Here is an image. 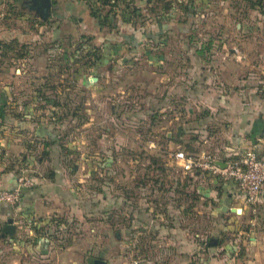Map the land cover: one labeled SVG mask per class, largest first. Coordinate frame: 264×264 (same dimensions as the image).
I'll return each instance as SVG.
<instances>
[{"label":"rangeland","instance_id":"obj_1","mask_svg":"<svg viewBox=\"0 0 264 264\" xmlns=\"http://www.w3.org/2000/svg\"><path fill=\"white\" fill-rule=\"evenodd\" d=\"M165 1L137 0L138 22L154 23L144 29L138 57L127 49L99 65L94 61L98 53L92 52L96 47L91 45L65 44L58 52L42 13L27 1L0 0V41L7 38L9 28L24 33L43 29L41 44L30 35L25 63L0 64V98L4 90L9 92L6 100L12 106L22 94L23 104L34 108L28 115L46 135L43 141L40 135L28 136L25 160L13 151L4 156V164L15 171V182L19 177L33 180L30 190L42 171L52 183L60 175V181L67 180L73 190L75 203L91 212L87 216L84 212L89 229L83 230L69 213L61 218L63 228L33 231L36 240L27 233L24 221L0 220V230L4 225L14 228L12 236L1 238L0 232V264H88L89 259L114 264L115 212L127 218L130 210H137L139 221L146 219L148 224L138 239L126 241L125 264H176L175 254L162 253L167 233L162 234L161 227L173 231L169 234L174 240L177 227L184 231L185 264L226 260L229 256L221 248L239 247L235 237L223 236L217 229L224 223L210 198L215 187L211 176L183 172L170 155L178 151L221 155L215 151L222 143L220 122L213 117L210 102L200 105L201 99H190V94L212 95L220 88L236 94L234 99L252 111L264 106V0ZM158 22H165L166 28H158ZM147 30L158 34L156 43L148 41ZM148 53L163 61L148 63ZM65 56L68 63H60ZM73 73L78 80L71 79ZM241 78L249 82L247 91L242 92L247 87L236 81ZM57 92H62L60 97ZM98 206L99 210L92 209ZM240 223L246 231L247 224ZM65 252L78 254V262L63 258Z\"/></svg>","mask_w":264,"mask_h":264},{"label":"crops","instance_id":"obj_2","mask_svg":"<svg viewBox=\"0 0 264 264\" xmlns=\"http://www.w3.org/2000/svg\"><path fill=\"white\" fill-rule=\"evenodd\" d=\"M25 1L30 4V8L37 11L35 7L38 0ZM49 2V14L43 20V24L49 27L47 35H50V39L57 51L60 52L62 48H65V44H69L72 47L80 44L81 48L91 45L92 48L96 47L94 49H97V55L100 57L99 65L110 59L109 56L112 54H118V52L121 54L126 52L127 49L134 52L133 56L136 55L138 57V49L144 45V29L153 27L154 24L147 20L143 23L138 22L137 11H135L139 6L137 0H109L104 6L98 0H49ZM126 4L129 5L128 14H126ZM96 8L100 10L102 15L111 14L110 26H100L99 21L91 15L92 10ZM164 23L158 22L157 27H164L163 29H165L166 24L164 25ZM23 25H26V23H23ZM22 27L26 29L24 26ZM27 30L29 33L27 31L24 33L20 29L9 28V30H6L7 34L4 37L7 38L1 40L0 44L7 45L11 50L4 52L0 56V64H6L8 61L25 63L27 56L24 49L27 42L31 40L30 35H32V41L41 44L42 27L39 26L37 32ZM147 34H149L147 36L149 42H157L158 34H150L148 30ZM92 51L94 52V50ZM149 55L150 53L146 54L148 63L159 64L163 61V58L156 60ZM68 59L70 60L66 56L61 57L62 62L60 63L67 64ZM72 76L73 78L71 79H79L76 73H73ZM80 78L82 83L84 78L83 76ZM236 81L242 82L240 85L247 87L242 92L247 91L249 86L246 83L249 82L246 79L241 78L240 81L239 79H236ZM176 84L180 85V83ZM178 90H180L179 87ZM67 92L69 91L67 90ZM61 93L57 92L56 94L60 97ZM183 93L185 94V90H183ZM18 95L20 102L17 101L12 106L7 104L10 99L9 92L4 90L0 98V162H2L0 164V190L13 189L17 183L14 179L15 171H10L4 164V156L13 151V153L18 151L19 155L25 154L29 149L27 146L28 136L40 135L39 139L41 141L46 136L43 132V126H38L36 122L32 121L34 116L28 115L34 108L29 109V106L26 107L21 99L23 95ZM235 95L232 96L227 94V92L224 93L220 88H216L212 95L207 93H197L195 95L194 93L192 96L190 94L189 97H191L190 99L199 97L201 99L200 105L210 102L208 107L212 111L215 120L220 122L221 132L219 130V133L221 135L219 134V139H222V143H220V149L215 150L218 154H221L219 158H223L224 155L233 151L246 150L251 144L255 143L258 145L260 157L264 158V106L260 105L256 109L253 108L252 111V108L248 107L247 104L244 105L242 101L234 99L236 98ZM194 102L197 101L195 100ZM32 106L35 107L36 104H32ZM32 129H34V132ZM27 131H31L32 134L26 133ZM41 146L45 148L44 145ZM29 152L32 153L31 150ZM24 154L22 160H25ZM42 173L43 171L41 172V179L36 178L37 183L34 189L25 190V194L15 208L0 206V220L4 221V219L9 217L14 220L24 221L27 233L34 237L33 231L35 232V230L37 233L38 231L42 232V229L49 230L51 227L54 229L63 228L65 223L61 218L72 213V216L76 217L75 219L79 221V226L83 230L85 228L89 229V224L84 219V212L85 216H87V214L91 213L90 209L87 206L84 208L75 203V200L72 199L74 198L73 190L68 186V181H60L59 175L56 177L57 181L52 183L42 177ZM209 180L215 183L210 198L217 204V211H219L223 218L222 223H224L223 226H217V229L223 236L231 235L235 237L233 242H240L239 247L228 245L225 249L221 248V251L226 250L224 256L229 257L226 260H215L212 264H224L225 262L228 264H264V196L257 207L256 214L252 215L250 207L237 198V189L231 181H224L218 177H211ZM134 208L136 209V207ZM145 208L148 211L152 209L147 202H145ZM92 209L99 210L100 208L98 206V208L94 207ZM121 215V212L119 214L115 212L113 240L116 259L113 261L114 264H125L124 255L129 256V253L126 252V241L138 239V235L142 233L143 225L148 224L146 219L142 221L143 224L139 221L141 218L137 210H130L127 218H123ZM160 217L161 221H164V218ZM240 221L247 224L246 231L241 226ZM91 231L94 232L93 229ZM171 232L173 233V231H168V229L161 227V233H167V237L164 238L165 242L162 243L164 247L162 248V253L168 256L175 254L177 258L176 264H185L184 258L188 247L185 233L177 227L174 240L173 236L170 237L169 233ZM34 239L36 240L37 237L35 236ZM100 239L102 238L98 237L97 240L99 241ZM214 250L215 248H212V255L217 256ZM232 254H234L233 257ZM62 256L63 258L75 259V263L78 262L76 259L79 258L78 254L66 252L62 253ZM129 263L127 262V264ZM133 264H137V262H133Z\"/></svg>","mask_w":264,"mask_h":264},{"label":"built area","instance_id":"obj_3","mask_svg":"<svg viewBox=\"0 0 264 264\" xmlns=\"http://www.w3.org/2000/svg\"><path fill=\"white\" fill-rule=\"evenodd\" d=\"M170 157L183 172L191 176L208 173L211 177L231 181L237 189V198L250 207L252 215L256 214L264 196V158L260 157L256 143L246 150L228 153L223 158L205 153L192 156L183 151L175 152ZM16 181L12 190L0 191V204L16 206L23 190L33 186V180L25 177H19Z\"/></svg>","mask_w":264,"mask_h":264},{"label":"trees","instance_id":"obj_4","mask_svg":"<svg viewBox=\"0 0 264 264\" xmlns=\"http://www.w3.org/2000/svg\"><path fill=\"white\" fill-rule=\"evenodd\" d=\"M99 1H101V5L102 6H104V5H106L107 4V2L109 1V0H98V2ZM146 1V3H150L151 1H153V0H145ZM165 1V0H164ZM165 4L167 5V6H169L170 7V4H169V2L168 1H165ZM109 5H110V3H109ZM111 6V5H110ZM126 9H127V11H126V14H128V12H129V5L128 4H126ZM135 11H137V10H135ZM110 12H111V9H110ZM91 15L95 18V19H97L98 21H99V24H100V26H110V21H111V14L110 13H106V15H102V13L100 12V10L98 9V8H96L95 10L93 9L92 10V12H91ZM8 50H11V48L10 47H8L7 45H1L0 44V56H2L3 54H4V52H7ZM96 51V53H97V49H94V52ZM93 52V51H92ZM91 52V53H92ZM93 52V53H94ZM90 56V55H89ZM99 59H100V57H98L96 54H95V56H94V61H99ZM193 176H196V175H193ZM6 225H4V227H5ZM4 227H2V229L0 230V232L2 233V236H1V238H3L5 235L4 234H6V233H4V231H3V229H4ZM12 236V235H11Z\"/></svg>","mask_w":264,"mask_h":264},{"label":"water","instance_id":"obj_5","mask_svg":"<svg viewBox=\"0 0 264 264\" xmlns=\"http://www.w3.org/2000/svg\"><path fill=\"white\" fill-rule=\"evenodd\" d=\"M49 7H50L49 0H38L37 6L35 8H36L37 12L42 13L41 18L45 19L49 13ZM92 80H93V82H96L97 78H93ZM219 166L222 167L220 164H219ZM238 213H240V211H238ZM3 231H4V233L9 234V235L14 234V228L10 225H6L3 229ZM88 264H105V262H102L100 260H95V259H89Z\"/></svg>","mask_w":264,"mask_h":264}]
</instances>
